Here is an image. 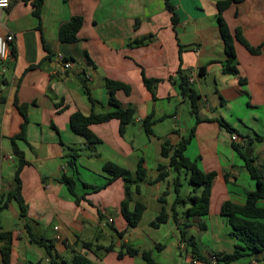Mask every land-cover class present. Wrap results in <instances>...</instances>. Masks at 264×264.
<instances>
[{"label":"crops","instance_id":"crops-1","mask_svg":"<svg viewBox=\"0 0 264 264\" xmlns=\"http://www.w3.org/2000/svg\"><path fill=\"white\" fill-rule=\"evenodd\" d=\"M218 1L170 0L177 14L173 23L165 0H42L39 18L33 14L31 0H12L6 24L16 37L14 57L7 63L0 61L2 195L17 187L18 159L12 138L21 131L24 117L16 102L27 105L28 122L24 138L15 140L26 160L20 172L26 215H20L15 199L0 212V230L13 233L11 264H74L77 252L85 253L95 264H148L141 255L143 250L151 251L160 264H205L195 259L181 240V227L199 247L196 231L210 233L214 248L206 250L207 255L202 252L209 261L213 253L233 251L236 239L221 212L222 205L226 200L243 203L246 191L254 190L256 183L233 148L231 135L244 136L246 140L240 141L244 153L255 157L257 165L264 164V139L249 140L256 134L264 137V0L231 2L222 12L232 34L240 29L251 46L260 47L254 54L235 39L244 83L239 76L223 71L227 55L218 26ZM72 16L83 18L78 40L62 42L59 27ZM144 38L148 39L143 44H131ZM44 41L50 50L48 58ZM61 55L72 62L71 68L62 70ZM180 70L184 75L197 74L190 83L199 97L197 114L192 111L190 96L179 89ZM143 74L158 80L154 95L144 84ZM107 79L130 86L129 94L119 89L115 95L123 107L135 109L134 120L123 134L117 118L91 124L101 142L85 145V138L72 130L70 119L76 112L88 115L113 109ZM149 115L154 119L151 134L139 121ZM193 128L185 154L203 171H215L216 176L209 213L186 217L183 213L188 202L175 209L172 206L175 177L169 157L162 155V143L165 138L175 146ZM74 148L79 154L72 165ZM140 159L147 176L139 183L140 192L134 193L129 208L133 209L135 200L146 208L139 224L131 227L121 211L125 182L119 177L106 184L108 174L103 165L111 161L134 172ZM160 164L167 176L158 181ZM64 175L73 177L76 195L84 196L79 202L62 181ZM193 193L181 194L180 188L183 198ZM259 204L264 206V198ZM163 207L168 213L166 221L154 223ZM115 229L124 235L119 236ZM28 231L37 239L51 240L55 257L31 242ZM83 241L113 244L114 249L88 250ZM1 245L0 264H4ZM127 246L140 252L120 258L118 252ZM229 264H264V255L244 256Z\"/></svg>","mask_w":264,"mask_h":264},{"label":"trees","instance_id":"trees-1","mask_svg":"<svg viewBox=\"0 0 264 264\" xmlns=\"http://www.w3.org/2000/svg\"><path fill=\"white\" fill-rule=\"evenodd\" d=\"M33 4V14L38 18L41 15L42 8V0H31ZM166 1V7L172 12V21L173 23L177 22V14L175 11V6L170 2V0ZM241 0H221L217 2L218 9V26L220 28V32L224 41V49L227 55V59L224 62L223 71L228 74L237 75L240 77V82L244 83L245 79L240 76V70L238 68V61L236 58V50H235V39L243 43L252 53H258L260 51V47L251 46L246 39L243 37L240 29H237L234 34H232L228 28V25L223 17V10L231 3V2H239ZM83 18L81 16H72L69 20L63 22L59 27V39L62 42H74L78 40V32L82 27ZM148 38L144 39H136L131 44H143L146 42ZM44 48L48 52V56L50 55V50L47 44L44 41ZM66 59V58H65ZM203 67L200 69V73L203 71ZM179 89L182 93L190 96V104L192 107V111L197 114V103H198V94L191 87L189 81V74L184 75L182 71H179ZM143 81L146 87L152 92L155 93V84L158 81L154 78H147L145 74H143ZM106 85L109 91V104L113 107L112 110H109L104 113H96L91 112L88 115H85L81 112H76L71 116L70 125L74 132L83 136L86 140L85 145H93L101 142V139L91 130L90 125L93 123H99L108 121L112 118H117L120 120V132L123 134L125 126L134 120L135 109L132 106L123 107L119 100L116 97V91L119 89L124 90L127 94L130 93V86L121 81L107 79ZM85 91L89 94V89L84 84ZM90 101L92 99L89 97ZM16 106L22 116L24 117V122L22 123L21 131L12 138L13 142V152L17 156L18 163L15 170V180L17 181V187L13 191H9L6 195H2L0 193V212L4 210L10 200L15 199L19 203L20 206V215L23 217L26 215L27 207L26 203L21 194V179L20 172L24 165L26 164V160L24 158L23 151L18 147L15 142L18 138H24L25 135V127L27 125V105L26 104H18L16 102ZM154 123V119L152 115H149L146 119L142 120L143 128L145 129L147 134L152 133V125ZM223 126H225L230 132H235V129L226 121L221 120ZM237 134V133H236ZM239 135V134H238ZM194 136V128L191 129L190 133L186 137H182V139L175 145L172 146L168 139L163 140L162 143V155L164 157H169V166L177 172V176L174 179V190L176 193V198L173 202V207L178 204L188 202L189 206L184 210V215L186 217L192 216H201L209 213L210 206V197H211V189L212 182L214 177L216 176L215 171L205 172L203 171L197 164L195 160L190 159L186 154L185 150L187 145L190 143ZM244 140L245 137L239 135ZM248 139V138H247ZM264 137L262 135L256 134L254 139L255 141H262ZM248 140V141H249ZM233 148L240 154V156L245 161V167L248 170L250 177L255 181L256 187L254 190L246 191V198L243 203L233 202L231 200H226L222 205V214L227 216L228 222L231 226V235L236 239V244L232 252L230 253H222L216 252L213 253L216 256L217 263L223 262L225 264H229L234 262L244 256H251L256 254L264 255V206L259 204V201L264 198V164L259 166L256 163V158L252 156H248L244 153L243 147L240 142L232 141ZM79 154V149H72L71 156L72 159L70 164L75 165V158ZM159 174L156 180H162L167 176V173L163 171V164L159 165ZM104 171L108 174V182L106 184L111 183L116 178L121 177L125 182V198L121 203V211L127 220L129 226L134 227L137 226L142 218L143 212L145 210V204L140 200H135V205L133 209L129 208V202L133 200L134 193L140 192L139 183L146 179L147 169L144 166V160L140 159L137 165V169L132 172L131 170L120 166L114 162L107 161L103 165ZM185 170L189 176V182L194 186V191L201 187L202 190L199 194L195 192L189 195L187 198H183L180 195V188L182 186V182L180 180V172ZM62 181L68 186V189L76 196V201L79 202L83 197H79L75 192V181L73 177L64 175L62 177ZM101 187H96L95 190L100 189ZM168 217V213L166 212L165 207L162 208L160 213L154 219V223L164 222ZM177 220V218H176ZM202 229H205V225L201 226ZM1 229V226H0ZM28 229V227H27ZM116 230V229H115ZM30 233L31 242L37 244L38 246H43L49 256L51 258L55 257L54 245L51 240H47L44 238L37 239L32 236ZM119 236H123V231H117ZM181 240L186 244V246L190 249L192 256L205 264H211V262L207 259L206 256L202 254V251L198 245V243L192 239V237H188L184 227L180 228ZM0 242L1 245V254L3 258L4 264H11V255L13 249V233L11 231H3L0 230ZM82 246L85 249L90 250H100L103 249L106 252H109L114 249L113 244H109L107 246L96 244L91 241H83ZM140 252L137 247L127 246L125 250H120L118 252V256L121 258L125 254L136 255ZM142 257L146 260L148 264H160L156 262L149 250L141 251ZM72 262L74 264H95L93 260H91L85 253L77 252L74 254ZM57 264H60L57 262Z\"/></svg>","mask_w":264,"mask_h":264},{"label":"built area","instance_id":"built-area-1","mask_svg":"<svg viewBox=\"0 0 264 264\" xmlns=\"http://www.w3.org/2000/svg\"><path fill=\"white\" fill-rule=\"evenodd\" d=\"M11 6L12 0H0V61L4 63L11 61L14 57L13 49L15 46L16 37L6 24V16ZM60 57L62 59V70L72 67V62L70 60L65 59V57L62 55ZM196 76L197 74L195 72H191L189 75V81L193 82ZM139 121L142 122L141 119H139ZM231 140L240 142L244 139L238 134H232ZM55 229H58V226H55ZM58 237L60 236L58 235ZM210 262L211 264H217V259L214 254L210 255Z\"/></svg>","mask_w":264,"mask_h":264},{"label":"rangeland","instance_id":"rangeland-1","mask_svg":"<svg viewBox=\"0 0 264 264\" xmlns=\"http://www.w3.org/2000/svg\"><path fill=\"white\" fill-rule=\"evenodd\" d=\"M180 180L182 182V186H181V194H188V193H193L194 192V186L189 182V176L186 173L185 170H182L180 172ZM172 176L176 177L177 176V172H175L174 170H172ZM109 233H111L113 236V230L111 228H108ZM196 238L198 240V242L200 243V247L201 250L203 252V254L206 252V250H212L214 247H212L213 240L211 238V235L209 232L206 231H196ZM108 240L110 241V237H107ZM181 255L182 257L186 256V252L185 250L181 251ZM205 255H207V253H205ZM255 262H259V260H256ZM254 262V263H255ZM70 264V263H68Z\"/></svg>","mask_w":264,"mask_h":264}]
</instances>
